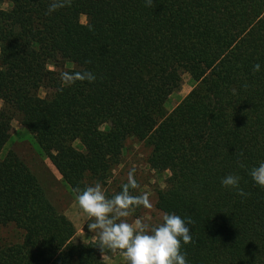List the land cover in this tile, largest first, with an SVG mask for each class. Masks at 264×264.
<instances>
[{
    "label": "trees",
    "instance_id": "trees-1",
    "mask_svg": "<svg viewBox=\"0 0 264 264\" xmlns=\"http://www.w3.org/2000/svg\"><path fill=\"white\" fill-rule=\"evenodd\" d=\"M49 3L0 0V152L15 116L76 198L105 185L134 138L168 173L155 209L193 221L188 264H264V188L249 175L264 162V0H73L45 15ZM84 69L94 83H61ZM183 75L191 89L166 111ZM230 173L249 196L222 187ZM74 232L7 151L0 264H106L98 239Z\"/></svg>",
    "mask_w": 264,
    "mask_h": 264
},
{
    "label": "clouds",
    "instance_id": "clouds-1",
    "mask_svg": "<svg viewBox=\"0 0 264 264\" xmlns=\"http://www.w3.org/2000/svg\"><path fill=\"white\" fill-rule=\"evenodd\" d=\"M73 0H50L45 15L71 7ZM146 6L151 7L153 0H145ZM91 61H86L90 63ZM261 65H253V71L259 72ZM60 81L65 86H72L77 81L94 83L96 75L87 69L81 71L65 70L59 74ZM250 85L245 83L247 89ZM232 92L235 94L236 89ZM242 156L243 153H240ZM239 167L245 165L237 161ZM135 169L128 172L127 182L121 190L109 197L102 184L97 181L86 185L82 190L76 189V201L80 209L89 217L87 229L98 237L97 246L104 257L105 250L115 253L121 251L127 264H188L186 252L181 251L183 245L193 242L190 217L182 218L175 213H164L159 224L137 218L133 223L126 219L137 208L152 209L148 193L134 194L140 184L134 176ZM249 175L256 185L264 188V162L252 167ZM241 177L228 174L222 178V187L235 190L241 197L247 193L240 187Z\"/></svg>",
    "mask_w": 264,
    "mask_h": 264
},
{
    "label": "rangeland",
    "instance_id": "rangeland-1",
    "mask_svg": "<svg viewBox=\"0 0 264 264\" xmlns=\"http://www.w3.org/2000/svg\"><path fill=\"white\" fill-rule=\"evenodd\" d=\"M84 22V17H79V23L84 24ZM48 69L51 70L52 67L49 66ZM181 80L180 88L174 91L165 102L164 108L166 111H169L191 89L192 81L187 75H183ZM7 151L13 152L24 162L35 175L49 203L71 222L75 231L74 241L87 243L98 239L94 233L87 229V223L90 222L89 217L80 209L76 198L63 184L60 176L49 161L40 155L32 137L19 125L15 116L10 122L9 138L0 152V159L3 158ZM147 152L134 138H128L124 141L118 164L113 167L109 178L103 186L109 197L121 190L122 185L127 182L128 172L131 169H135L134 176L140 187L135 190L134 194L148 193L154 205L156 192L163 189L168 173H157L145 165ZM162 216L155 207L152 209L140 207L126 219L133 224L137 218H143L152 224H159ZM104 257L102 258L101 256L100 260L106 264H123L125 261L123 254L119 252Z\"/></svg>",
    "mask_w": 264,
    "mask_h": 264
}]
</instances>
